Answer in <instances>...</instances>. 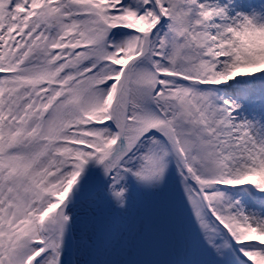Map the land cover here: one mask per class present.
<instances>
[{
	"label": "snow or ice",
	"instance_id": "6c2138e0",
	"mask_svg": "<svg viewBox=\"0 0 264 264\" xmlns=\"http://www.w3.org/2000/svg\"><path fill=\"white\" fill-rule=\"evenodd\" d=\"M0 264H264V0H0Z\"/></svg>",
	"mask_w": 264,
	"mask_h": 264
}]
</instances>
